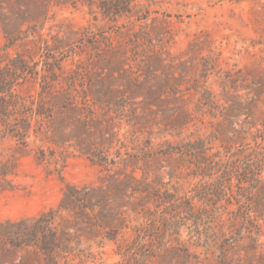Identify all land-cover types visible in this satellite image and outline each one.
Wrapping results in <instances>:
<instances>
[{"label":"rangeland","instance_id":"374dc122","mask_svg":"<svg viewBox=\"0 0 264 264\" xmlns=\"http://www.w3.org/2000/svg\"><path fill=\"white\" fill-rule=\"evenodd\" d=\"M96 73L118 107L93 108L91 158L72 136ZM69 187L100 189V208L95 225L58 214L56 264H264V0H0L3 264L25 255L4 227L57 210Z\"/></svg>","mask_w":264,"mask_h":264},{"label":"trees","instance_id":"16d2710c","mask_svg":"<svg viewBox=\"0 0 264 264\" xmlns=\"http://www.w3.org/2000/svg\"><path fill=\"white\" fill-rule=\"evenodd\" d=\"M76 72L75 76L70 78L69 82H74L79 80V71ZM114 78L111 75H104L101 74H90L87 76V80L83 81L82 83L84 86H81L82 92L80 93L82 96H85L90 100L89 108L87 109L88 121H84L85 124H80L79 133L74 132V139L77 137L76 147L79 152L83 155H88L93 158V149L94 144L93 141L90 139V135L93 136V133H90V128H94L95 131L100 134L102 131V125L100 120H103L105 117L110 116L113 112V107L117 108L118 102H116V98L114 96L115 88L112 86ZM50 87L47 86L44 88V94L50 98ZM119 91V90H118ZM69 91L67 88H63L61 92L56 94V96H52V99L59 101L62 105V109L65 108V104L69 102V107L71 104V98L73 97L68 93ZM79 96V94H78ZM67 107V106H66ZM99 108L104 115V118H99L96 116V113L93 108ZM72 114L75 115L77 113L76 108H69ZM65 110V109H64ZM43 108L39 111V114H44ZM106 130L112 129V125L110 122L105 123ZM86 132V136H89V140L87 142L79 139V135ZM199 150L196 146L186 145L184 147V151L186 153H194ZM199 160H197L198 162ZM200 163V162H199ZM100 189H76V188H67L63 199L61 200L57 210L49 212L42 217L31 221H23L18 222L15 224H8L3 229V237L6 239L7 244H9L14 253L18 252L21 253L22 250L25 252L24 258H21L19 262L16 264H56V261L64 254L68 253L67 251V244L66 239L70 235L66 232L68 229L65 225L55 224L56 217L63 211L72 212L78 223H74V225L79 226V222L85 220L89 221V225H95L97 220L95 221L94 215L92 212L100 207H97L98 196L100 194ZM96 195V196H95ZM96 197V198H95ZM104 197V196H103ZM101 217V216H100ZM87 220V221H86ZM110 218L107 215H104L102 218V222L104 224L110 225ZM94 222V223H93ZM70 225L73 222H69ZM88 224V223H87ZM73 227V226H72ZM8 254V253H7ZM44 259V262H41V259ZM7 256H5L6 261ZM4 254L0 252V264H3ZM9 260H12L10 258ZM5 264V262H4Z\"/></svg>","mask_w":264,"mask_h":264}]
</instances>
